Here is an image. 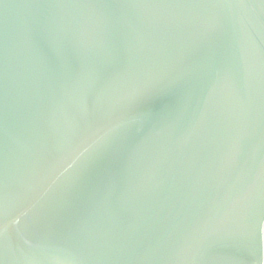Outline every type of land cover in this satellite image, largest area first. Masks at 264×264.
Segmentation results:
<instances>
[{
  "label": "water",
  "instance_id": "water-1",
  "mask_svg": "<svg viewBox=\"0 0 264 264\" xmlns=\"http://www.w3.org/2000/svg\"><path fill=\"white\" fill-rule=\"evenodd\" d=\"M0 264H264V0H0Z\"/></svg>",
  "mask_w": 264,
  "mask_h": 264
}]
</instances>
